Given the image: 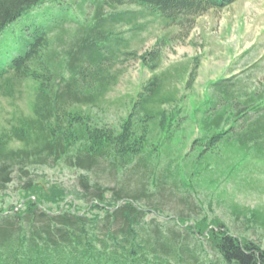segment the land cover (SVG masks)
<instances>
[{
    "label": "trees",
    "instance_id": "16d2710c",
    "mask_svg": "<svg viewBox=\"0 0 264 264\" xmlns=\"http://www.w3.org/2000/svg\"><path fill=\"white\" fill-rule=\"evenodd\" d=\"M49 1L0 0V32L32 6ZM86 1L76 3L83 14ZM91 1L92 14L83 22L77 18L80 27L69 40L56 36L59 47L52 44L50 34L61 24L55 18L35 21L37 13H32V21L16 33L9 47L14 54L0 64V93L12 95L25 79L34 89L31 115L20 116L7 131H0V191L15 177L24 191L20 207L0 208V264H264V246L233 232L217 216L209 220L205 214L190 216L181 209L174 215H158L165 203L161 198L165 185L176 184L179 166H173L169 154L172 144L182 139V123L190 111L175 108L184 95L177 94V87L167 88L169 70L153 73L142 83L117 128L94 122L86 109L116 81L119 73L113 66L120 55L138 58L154 70L175 31L168 30L149 49L137 52L128 47L129 38L104 27L106 21L127 23L136 32L143 27L137 22L143 9L186 33L195 16L234 0ZM104 2L134 4L138 9L103 14ZM195 74L193 66L186 89ZM245 85L236 74L211 82L196 122L199 135L192 142L198 151L194 172L200 185L212 187L218 182L198 172L213 148L264 160V90H247ZM192 105L194 101L189 108ZM151 141L153 146L148 147ZM157 150L168 158L160 174L152 168ZM60 161L82 170L76 188L67 192L54 185L45 188L31 175L30 165ZM106 167L113 185L100 179ZM138 169L137 182L128 185L125 179ZM67 195L73 200L68 206L47 205ZM183 199L189 209L198 205ZM74 200L85 206L78 208ZM231 212L242 222L264 225L263 210L234 203Z\"/></svg>",
    "mask_w": 264,
    "mask_h": 264
},
{
    "label": "rangeland",
    "instance_id": "374dc122",
    "mask_svg": "<svg viewBox=\"0 0 264 264\" xmlns=\"http://www.w3.org/2000/svg\"><path fill=\"white\" fill-rule=\"evenodd\" d=\"M77 1L52 0L43 4L38 3L11 21L0 32V64L8 61L14 54L9 47L14 42L16 33L23 29L24 24L32 21V13H37L36 18L34 16L35 21L55 18L61 24L60 28L50 34L54 46L59 47L61 44L56 36L61 35L64 40H69L80 27L79 21L75 22L77 18L83 22L84 17L89 18L94 9L93 2L87 0L83 14L80 6L77 7ZM122 8L138 9L134 4L122 3L112 6L104 2L103 14ZM142 12L137 17V22L143 23V27L136 32L131 30L127 23L110 24L106 21L107 24L103 26L113 32L119 31L123 37L129 38L128 47L137 52L149 49L160 36L174 28V33L162 47L159 66L150 70L143 66L138 58L123 59L120 55L113 66L119 73L116 81L95 103L86 106V109L94 122L117 128L128 113L131 101L142 83L153 73L169 70L171 76L166 81L167 88L177 87V94L184 95L175 108L183 106L190 111L187 114L189 117L182 123L184 127L182 139L176 145L172 144V151L169 154L175 160L173 166L175 164L179 166L176 184L165 185L166 192L170 190L173 194L167 196L165 192V196H161L165 203L159 207L158 215L163 216L166 213L174 215L181 209L190 216L205 214L209 220L217 216L233 232L246 235L264 246V225L242 222L231 212L234 203L264 211V160L250 154L239 157L231 155L223 148H213L208 157L209 161L203 163L198 170L206 177L218 179L215 186L209 187L196 183L194 163L198 151L192 148L194 138L199 135L196 122L201 116L203 101L211 91L210 85L213 80L236 74L246 84L247 90H264V0H234L221 8H210L195 16L192 26L186 33L184 30L178 31L172 25H164L154 13H147L143 9ZM11 28L12 31L8 32ZM193 66L196 68L195 78L191 87L186 89L185 79ZM33 96V85L28 79L18 84L12 95L0 93V131H7L20 116L31 115ZM191 101H194V105L189 108ZM166 107L169 109L173 104ZM10 144L20 145L18 141H11ZM156 145L158 148V143ZM150 146H153L152 141L148 144V147ZM164 153L158 150L156 152L158 159L152 168L157 174L163 171L168 160ZM29 168L38 184L50 189L54 185L63 192L78 186L77 175L82 171L62 161L54 165L33 164ZM106 169L107 167L100 173V179L113 185L115 180ZM128 173L122 176L125 178V174ZM138 177L139 169L125 180L128 185H134ZM162 193L163 190H160L158 196ZM23 194L24 191L15 177L5 190L0 191V208H8L11 204L20 207L24 199ZM184 196L188 201L198 205H193L194 208L189 209L183 199ZM71 202L73 203L71 196L67 195L58 198L56 202L48 201L47 205L55 209L57 206H68ZM74 204L78 208L85 206L81 200H74ZM161 216H157V219L160 220Z\"/></svg>",
    "mask_w": 264,
    "mask_h": 264
}]
</instances>
